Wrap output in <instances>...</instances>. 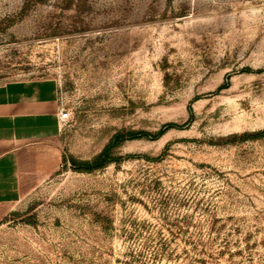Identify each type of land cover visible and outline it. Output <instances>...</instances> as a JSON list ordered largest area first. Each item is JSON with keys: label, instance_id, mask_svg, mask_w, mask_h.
Listing matches in <instances>:
<instances>
[{"label": "rangeland", "instance_id": "1", "mask_svg": "<svg viewBox=\"0 0 264 264\" xmlns=\"http://www.w3.org/2000/svg\"><path fill=\"white\" fill-rule=\"evenodd\" d=\"M43 79L0 264H264V0H0V85Z\"/></svg>", "mask_w": 264, "mask_h": 264}, {"label": "crops", "instance_id": "2", "mask_svg": "<svg viewBox=\"0 0 264 264\" xmlns=\"http://www.w3.org/2000/svg\"><path fill=\"white\" fill-rule=\"evenodd\" d=\"M59 110L53 79L0 85V215L21 196L26 162L59 137Z\"/></svg>", "mask_w": 264, "mask_h": 264}, {"label": "trees", "instance_id": "3", "mask_svg": "<svg viewBox=\"0 0 264 264\" xmlns=\"http://www.w3.org/2000/svg\"><path fill=\"white\" fill-rule=\"evenodd\" d=\"M257 137H264V130L255 133ZM120 134H117L115 138L111 140V143L107 145L103 151L92 160L78 161L71 158L72 165L76 168H80L83 172H91L95 169H99L107 166L111 162V149L113 146H117L120 143Z\"/></svg>", "mask_w": 264, "mask_h": 264}, {"label": "built area", "instance_id": "4", "mask_svg": "<svg viewBox=\"0 0 264 264\" xmlns=\"http://www.w3.org/2000/svg\"><path fill=\"white\" fill-rule=\"evenodd\" d=\"M69 118V112L67 109L60 104V110H59V121L62 124Z\"/></svg>", "mask_w": 264, "mask_h": 264}]
</instances>
